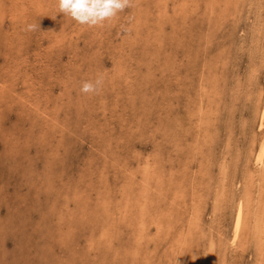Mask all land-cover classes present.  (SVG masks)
<instances>
[{"label": "rangeland", "instance_id": "1", "mask_svg": "<svg viewBox=\"0 0 264 264\" xmlns=\"http://www.w3.org/2000/svg\"><path fill=\"white\" fill-rule=\"evenodd\" d=\"M263 147L264 0H0V264H264Z\"/></svg>", "mask_w": 264, "mask_h": 264}, {"label": "clouds", "instance_id": "2", "mask_svg": "<svg viewBox=\"0 0 264 264\" xmlns=\"http://www.w3.org/2000/svg\"><path fill=\"white\" fill-rule=\"evenodd\" d=\"M132 6V0H58L59 13L70 16L81 25L95 27L115 18L118 13ZM30 28L34 26L30 25ZM104 84L103 74L94 80L84 81L80 92L96 94Z\"/></svg>", "mask_w": 264, "mask_h": 264}, {"label": "bare ground", "instance_id": "3", "mask_svg": "<svg viewBox=\"0 0 264 264\" xmlns=\"http://www.w3.org/2000/svg\"><path fill=\"white\" fill-rule=\"evenodd\" d=\"M264 148V147H263ZM261 150H263L262 148H261ZM263 158V153L261 152V154L259 155V159H262ZM261 232V231H260ZM263 233V232H262ZM263 237V236H262Z\"/></svg>", "mask_w": 264, "mask_h": 264}]
</instances>
